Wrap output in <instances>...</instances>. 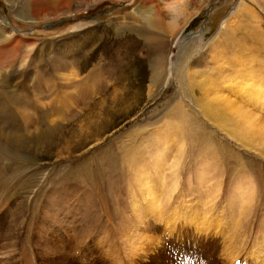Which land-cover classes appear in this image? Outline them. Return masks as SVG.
<instances>
[{
    "label": "rangeland",
    "instance_id": "374dc122",
    "mask_svg": "<svg viewBox=\"0 0 264 264\" xmlns=\"http://www.w3.org/2000/svg\"><path fill=\"white\" fill-rule=\"evenodd\" d=\"M34 1L0 0V264H264V0Z\"/></svg>",
    "mask_w": 264,
    "mask_h": 264
},
{
    "label": "bare ground",
    "instance_id": "6f19581e",
    "mask_svg": "<svg viewBox=\"0 0 264 264\" xmlns=\"http://www.w3.org/2000/svg\"><path fill=\"white\" fill-rule=\"evenodd\" d=\"M34 1V0H33ZM36 2L38 1V0H35ZM34 1V2H35ZM84 1V0H83ZM92 1V0H91ZM95 1V0H94ZM26 2V1H25ZM145 5H147V4H149V1L148 0H144V2H143ZM88 4V3H87ZM33 8V7H32ZM155 11H156V8H153ZM33 11V10H32ZM156 14H158L157 12H155ZM32 15H34V14H32ZM229 31V30H228ZM176 43V42H175ZM228 45H230V44H228ZM231 46V45H230ZM229 50V49H228ZM233 61V63L231 62V65H234V63L236 64V65H238V68H241V65H243L242 64V62L241 61H239V62H237L238 60H236V62H234V60H232ZM228 65V64H227ZM231 65H229V66H231ZM170 66H171V62L169 63V70H168V72H169V76H170V74H171V71H170ZM235 66V65H234ZM245 66V65H244ZM243 66V67H244ZM236 67V66H235ZM245 68V67H244ZM240 69H238V71H239ZM237 71V72H238ZM240 73V72H239ZM242 74V73H241ZM209 76V75H208ZM231 76H233V75H231ZM242 76H245V75H242ZM247 77V76H246ZM231 78V77H230ZM248 78V77H247ZM210 80L208 79V81L207 82H209ZM217 81V80H216ZM214 82V81H213ZM253 83V82H252ZM257 84H258V82H256ZM255 83V81H254V84H256ZM216 84V83H215ZM210 85V84H209ZM203 87V86H202ZM210 87V86H209ZM200 92V91H199ZM207 96H208V94H207ZM210 96H211V94H210ZM209 97V96H208ZM207 98V97H206ZM208 99V98H207ZM215 99V98H214ZM218 99V98H217ZM205 102H207V101H205ZM214 102H215V100H214ZM227 102V101H226ZM226 105V104H225ZM228 105V104H227ZM208 106V105H207ZM214 106V105H213ZM230 107V106H229ZM205 108V107H204ZM231 108V107H230ZM208 110V109H207ZM208 112H210V110L208 111ZM219 112V111H218ZM212 115H213V113H212ZM216 119V118H215Z\"/></svg>",
    "mask_w": 264,
    "mask_h": 264
}]
</instances>
